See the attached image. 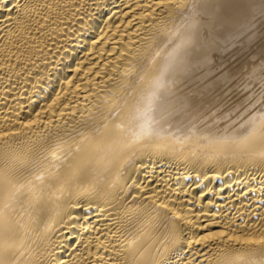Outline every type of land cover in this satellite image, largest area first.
Instances as JSON below:
<instances>
[{
	"label": "bare ground",
	"instance_id": "1",
	"mask_svg": "<svg viewBox=\"0 0 264 264\" xmlns=\"http://www.w3.org/2000/svg\"><path fill=\"white\" fill-rule=\"evenodd\" d=\"M0 264H264V0H0Z\"/></svg>",
	"mask_w": 264,
	"mask_h": 264
}]
</instances>
